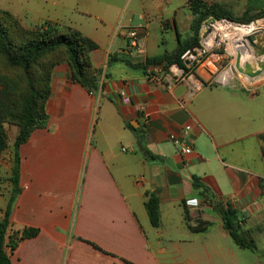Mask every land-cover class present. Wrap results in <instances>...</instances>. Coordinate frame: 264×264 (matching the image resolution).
<instances>
[{
	"label": "crops",
	"instance_id": "crops-1",
	"mask_svg": "<svg viewBox=\"0 0 264 264\" xmlns=\"http://www.w3.org/2000/svg\"><path fill=\"white\" fill-rule=\"evenodd\" d=\"M187 3L0 0L26 28L48 21L91 39L101 82L92 94L70 80L68 64L53 69L48 121L20 147V192L11 210L14 229L38 234L20 243L11 264H243L248 249L224 230L226 210L240 231L251 232V252L264 246V75L249 84L219 83L213 76L221 58L210 54L192 73L204 85L192 91L190 74L177 65L130 66L186 43ZM132 30L136 46L126 36ZM206 32L207 23L201 45ZM171 135L192 153L182 154ZM10 163L5 159L2 169ZM150 194L159 201L157 228L144 207ZM6 204L0 194V207ZM202 223L204 231L189 228Z\"/></svg>",
	"mask_w": 264,
	"mask_h": 264
},
{
	"label": "trees",
	"instance_id": "trees-1",
	"mask_svg": "<svg viewBox=\"0 0 264 264\" xmlns=\"http://www.w3.org/2000/svg\"><path fill=\"white\" fill-rule=\"evenodd\" d=\"M187 7L192 13V21L186 43L174 53L147 59L144 64H130L131 67L145 69L162 65L167 71L172 65H177L186 74L194 73L198 64L192 63L187 67L181 56L188 50L201 47L200 31L204 24L211 20L249 24L264 18V3L259 7L248 6L241 17L234 16L224 5L216 2L208 4L203 0H188ZM253 11L256 13L252 14ZM96 49L97 45L91 39L72 27L46 21L29 29L11 13L0 9V194L7 196L6 206L0 207V264H11V255L20 243L38 234L36 229H14L11 210L20 192V147L33 131L45 128L48 121L46 102L51 94L53 69L62 63L68 64L70 80L97 94L101 89L100 74L91 60V53ZM5 122L16 127L12 145L9 144ZM5 159L11 162L7 170L2 169ZM194 187L201 186L194 183ZM144 207L151 225L159 227L156 194L147 196ZM220 216L224 230L239 248L256 251L251 232L239 230L233 211H220ZM184 218L187 222V213ZM205 226L207 224L202 223L198 228H189L200 232Z\"/></svg>",
	"mask_w": 264,
	"mask_h": 264
},
{
	"label": "rangeland",
	"instance_id": "rangeland-1",
	"mask_svg": "<svg viewBox=\"0 0 264 264\" xmlns=\"http://www.w3.org/2000/svg\"><path fill=\"white\" fill-rule=\"evenodd\" d=\"M261 3H264V1L262 0H251V1L226 0L225 4H222V5H224V7L228 9L234 16L241 17L243 12L246 10L248 6L259 7ZM254 13H256V11L252 12V14ZM234 24L242 25V26H248L250 24H255L256 28L248 35L258 36L261 39L260 41H262V44H264V18L255 20L249 24H238V23H234ZM210 31H211L210 29H207L205 38L210 33ZM246 37L247 35L241 36L240 33H238V31L233 32V34H231V36H229L228 39H225L223 37V34L217 33V36L215 38V42H216L215 45H213V47H211L206 54L207 56L210 54H216L218 55V57L221 58V60L218 59L219 61H217L216 72L214 73L213 80L215 79L217 82L223 83V84L227 83L229 85H238L240 83H248V82L251 83L253 82V80L257 79V78L250 79L240 74L235 69L236 55H242L243 53L248 52L246 50V45H245V43L247 42L245 41ZM232 38L233 39L235 38L234 42L232 41ZM262 44H259V46H261ZM232 48L234 49L235 54L234 52H232L231 50ZM216 52H223V53L217 54ZM248 54L250 53L248 52ZM250 55L251 57H249V59L246 60V62L248 61L250 64L256 67L257 58L253 56V53H251ZM225 73H227L228 75L227 80L221 81L220 78L222 74H225ZM5 129L8 131L9 144L12 145V141H14L12 140V137L14 133L16 132L15 131L16 127L9 126L8 124V126ZM257 247H258L257 252H251L249 250L241 251L243 264H264V259L261 258L262 256H264V246L257 245Z\"/></svg>",
	"mask_w": 264,
	"mask_h": 264
},
{
	"label": "built area",
	"instance_id": "built-area-1",
	"mask_svg": "<svg viewBox=\"0 0 264 264\" xmlns=\"http://www.w3.org/2000/svg\"><path fill=\"white\" fill-rule=\"evenodd\" d=\"M218 23H224V25L227 26V30L229 28H233V26H235L236 24L228 21V20H211L209 22H207V29H210V33L207 35L206 40L209 38L210 35L214 34V38H213V43L211 46H207V42L204 41L201 45L200 48H195L194 50H188L186 51L182 56H181V60L183 61V63L189 67L192 63H197L198 65L200 63H202V59L204 58V56L207 54V52L209 51V49L211 47H213V45H215V38L217 36V33L219 34H223V37L225 38V34L221 31L218 30L217 25ZM225 31V30H224ZM127 38L129 40H131V43L133 46H136L138 43V33L136 32V30H132L129 31L126 34ZM226 39V38H225ZM160 70H156L155 74H159ZM160 78H164L163 76H158L157 79ZM151 79H154V77H151ZM187 82H189L191 90L192 91H198L202 88V86L204 85V83L199 80L197 77H195L192 73H190V75H188L186 77ZM119 96L122 99V102L124 103H129L130 102V98L127 96V94L124 91L119 92ZM190 130V127L187 126L184 129V133L185 135L187 134V132ZM169 140L171 142H173L174 144L178 145L180 148V152L184 155H190L192 153V150L190 148V146H188L185 141L183 139H179L174 135L169 136Z\"/></svg>",
	"mask_w": 264,
	"mask_h": 264
},
{
	"label": "water",
	"instance_id": "water-1",
	"mask_svg": "<svg viewBox=\"0 0 264 264\" xmlns=\"http://www.w3.org/2000/svg\"><path fill=\"white\" fill-rule=\"evenodd\" d=\"M258 36H249L245 38L246 50L253 56L257 58L256 67L250 64L248 61L245 64L241 65V55H236L235 60V69L242 75L253 79L258 78L264 75V44ZM244 44V42H243ZM259 44H262L259 46ZM251 48V49H250ZM252 50V51H251ZM245 69V70H244ZM8 126L7 123H4V127ZM11 164V163H10Z\"/></svg>",
	"mask_w": 264,
	"mask_h": 264
},
{
	"label": "bare ground",
	"instance_id": "bare-ground-1",
	"mask_svg": "<svg viewBox=\"0 0 264 264\" xmlns=\"http://www.w3.org/2000/svg\"><path fill=\"white\" fill-rule=\"evenodd\" d=\"M217 28H218V30H221L225 34V38L228 39L229 36H231V34H233V32H235V31H238V33H240L241 36L248 35V34H250L256 28V26H255V24H250L248 26L235 25V26H233V28H229L227 30V26L224 25V23H218ZM213 38H214V34H212V35L209 36V38L206 40L207 46H211L212 45ZM232 41L234 42L235 41V38L234 39L232 38ZM231 50H232V52H234V49L233 48ZM245 53H243L241 55V57H242V59H241V62H242L241 65L245 64L246 60H248L249 57H251V55L248 54V52L246 54ZM234 54H235V52H234ZM227 76H228L227 73L222 74L220 80L221 81H226L227 80Z\"/></svg>",
	"mask_w": 264,
	"mask_h": 264
}]
</instances>
